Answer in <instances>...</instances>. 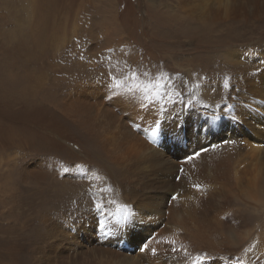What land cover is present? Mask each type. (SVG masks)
Listing matches in <instances>:
<instances>
[{
	"label": "bare ground",
	"instance_id": "bare-ground-1",
	"mask_svg": "<svg viewBox=\"0 0 264 264\" xmlns=\"http://www.w3.org/2000/svg\"><path fill=\"white\" fill-rule=\"evenodd\" d=\"M212 3L210 9H198L194 0H184L180 8L183 14L178 13L176 21L187 18L185 25L198 32L213 28L217 22L222 25L235 21L251 23L250 29L258 24L263 30L248 39L245 31L240 30L242 44L226 45L223 37L211 41L212 48L240 46L241 52L248 55L245 54V61L218 62L229 67L204 71L216 74L221 81L220 98L209 103L212 109L208 104L194 106L188 125L184 124L190 134H184L177 124L176 112L190 110L181 105L182 100L177 98L176 103L173 97L154 98L149 90H141V85L130 84L132 89L120 91L111 85L112 77L109 80L105 76L111 69L103 70L101 76L92 73L94 85L81 87L77 68V76L72 79L74 86H66L65 93L58 85V76L50 79L53 94L47 95L51 98L49 104L71 125L69 128L85 138L84 153L91 155L77 162L98 165L115 195L113 205H107L105 211H97L90 201L80 213L67 215L58 225L61 227L54 228V232L62 234L37 240L40 260L46 259L45 264H201L195 259L197 256L206 257L203 264H264V228L255 230V239L249 244L247 237L253 227L234 211L231 202L232 196L239 193L264 204V0H212ZM180 25L184 26L182 22ZM216 33L220 35V31ZM213 58L209 57L204 67L211 68L216 62ZM242 62L250 66L241 69ZM224 70L227 72L222 73ZM35 80L38 84V75ZM225 82H229V87H224ZM224 88L225 102L221 101ZM34 99L38 100L36 96ZM63 100L65 103L60 107L58 104ZM68 102L79 105L82 111L68 112ZM151 102L154 113L148 107ZM128 119L142 126L140 133L146 140L142 142L138 133H131L124 144L111 148L109 143L114 136L107 133L104 136V132L107 129L118 132ZM111 151L124 156L115 161L114 154L109 155ZM197 152L199 156L188 159ZM49 162L42 160L34 169L29 168L33 191L42 190L41 186L50 182L49 176L61 188L69 189L70 181L64 180L62 184L47 167L39 169ZM76 165L75 171H84L85 177H91L86 173L88 168ZM194 184L201 186L199 191ZM31 195L28 191L25 198ZM87 196L90 195H84ZM173 196L177 199L173 200ZM118 198L122 203H117ZM33 223L27 250L42 227L38 223L32 229ZM145 244L156 249L155 254L142 252Z\"/></svg>",
	"mask_w": 264,
	"mask_h": 264
},
{
	"label": "rangeland",
	"instance_id": "rangeland-1",
	"mask_svg": "<svg viewBox=\"0 0 264 264\" xmlns=\"http://www.w3.org/2000/svg\"><path fill=\"white\" fill-rule=\"evenodd\" d=\"M183 1L0 0V264H45L46 259L40 260L37 240L62 234L54 232V228H60L58 225L67 215L80 213L90 201L101 204V212L114 202L115 192L108 188L106 174L99 166L77 162L91 158L84 153L85 138L69 128L71 125L49 104L51 98L47 95L53 94L50 79L53 81L54 75L58 76V85L64 92L66 86H74L72 79L77 76V68L81 87L94 85L92 73L101 76L103 70L111 69L105 76L112 77L111 85L116 86L119 81L120 91L132 89L130 84L141 85L140 89L149 90L154 98L173 97L175 101L178 98L183 101V107L190 108L176 112L177 124L184 134H190L184 124L188 125L195 105L208 104L212 109L211 104L219 100L221 81L216 74L204 71L229 67L220 65V61H245L248 52H241L240 46L231 49L209 45L220 37L226 45L242 44L240 30L245 31L248 39L251 34L260 35L263 27L257 24L251 31V23L217 22L206 31H192L185 25L187 18L181 17L185 19L180 20L184 26L176 21L177 14H183L180 10ZM194 3L198 9L213 6L212 0H194ZM211 56L216 62L211 68L204 67ZM249 66L242 62L241 69ZM225 96L226 88L221 101L225 102ZM64 103L65 100L58 105ZM66 107L70 113L72 109L82 111L72 102ZM148 107L154 113L152 102ZM135 124V120L128 119L116 133L107 129L104 136L105 133L114 136V142L109 143L111 148L124 144L131 133H138L142 142L146 140L140 133L142 126ZM113 154L115 161L124 156L111 151L110 157ZM46 159L50 160L48 165L43 163L39 169L43 171L42 166L47 167L62 184L64 180L70 181L69 189L61 188L49 176L50 182L43 184L42 190L33 191L29 168ZM76 163L88 168L86 173L91 177H85L84 171H75ZM28 191L32 195L26 199ZM231 202L234 211L253 227L252 236L247 237L250 244L264 228V204L239 193L232 196ZM117 203H122L121 198ZM31 223L32 229L38 223L42 227L27 250Z\"/></svg>",
	"mask_w": 264,
	"mask_h": 264
},
{
	"label": "snow or ice",
	"instance_id": "snow-or-ice-1",
	"mask_svg": "<svg viewBox=\"0 0 264 264\" xmlns=\"http://www.w3.org/2000/svg\"><path fill=\"white\" fill-rule=\"evenodd\" d=\"M135 75H136V74L133 73V78H134V79H135ZM116 87H120V82H119V81H117V83H116ZM224 87H226V88L229 87V85H228L227 82H225ZM154 134H155V133H154ZM225 143H234V142H233V141H225ZM204 151H207V149H204ZM199 155H200V153L197 152V153L194 154V156H190V157H188V159H189V160L194 159L195 156H199ZM181 171H183V169H181ZM177 179H179V177H177ZM193 187H194L197 191H199L201 186H200L199 184H194ZM172 199L175 200V199H177V197H176V196H173ZM95 207H96L97 211H99V210L102 208V205L99 204V203H97V204L95 205ZM124 207L126 208L127 206L125 205ZM171 243H175V241H171ZM141 251H142V252H143V251H151L153 254H155L156 249H149L148 245L145 244V245L141 248ZM195 259L198 260V261H200L201 264H203V261L206 259V257H205V256H197V257H195Z\"/></svg>",
	"mask_w": 264,
	"mask_h": 264
}]
</instances>
